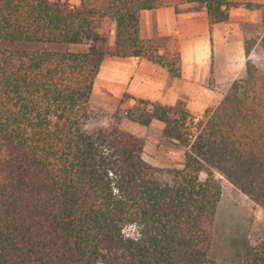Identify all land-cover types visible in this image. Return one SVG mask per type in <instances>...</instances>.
<instances>
[{"label": "trees", "instance_id": "obj_1", "mask_svg": "<svg viewBox=\"0 0 264 264\" xmlns=\"http://www.w3.org/2000/svg\"><path fill=\"white\" fill-rule=\"evenodd\" d=\"M182 2L201 3L208 26L258 7ZM166 4L0 0V264H264V239L231 262L209 256L216 173L264 213V72L249 60L255 45L264 52V31L243 41V75L201 118L143 99L123 112L140 126L162 123L185 149L181 168L148 165L116 127L81 129L103 58L144 59L178 77L176 48L138 38L139 12ZM109 21L112 51L53 49L103 44Z\"/></svg>", "mask_w": 264, "mask_h": 264}, {"label": "crops", "instance_id": "obj_2", "mask_svg": "<svg viewBox=\"0 0 264 264\" xmlns=\"http://www.w3.org/2000/svg\"><path fill=\"white\" fill-rule=\"evenodd\" d=\"M165 1L166 6L139 12L138 38L176 48L178 77H170L164 68L144 59L105 57L103 79L98 84L101 83L104 92L118 93V102L121 101L124 110L132 105L133 99H143L199 119L217 105L229 84L243 74V41L256 30L260 35L264 31V0H228L249 2L258 7L230 9L225 22L211 26L207 24L201 3ZM57 3L77 5L78 0H59ZM115 26L114 21L107 24L105 51L114 48ZM148 126L154 127L161 138L162 123L152 120Z\"/></svg>", "mask_w": 264, "mask_h": 264}, {"label": "rangeland", "instance_id": "obj_3", "mask_svg": "<svg viewBox=\"0 0 264 264\" xmlns=\"http://www.w3.org/2000/svg\"><path fill=\"white\" fill-rule=\"evenodd\" d=\"M48 1L58 2L59 0ZM254 35H260L259 31L256 30L255 33L249 34L244 40ZM89 45L94 46L97 50L105 51L104 43L94 44L85 41L79 45H57L53 49L74 52L86 50ZM249 60L264 72V52L257 45L252 48ZM102 61L99 64L86 104V119L82 122L81 129L86 133H92L98 129L116 127L137 141L141 147V158L148 165L158 169L181 168L185 151L182 145L165 139L163 136L159 138L154 127L140 126L123 118L122 114L125 110L120 104L121 101L118 102V93L114 95L112 92H104L101 83L98 84L103 79ZM126 130L133 133L130 134ZM214 176L219 182L220 195L214 213L209 256L215 263H226L235 260L246 246L264 239V213L235 190L221 175L216 173ZM158 178L163 179L162 174H159ZM204 178L205 175L200 173L199 179L203 180Z\"/></svg>", "mask_w": 264, "mask_h": 264}]
</instances>
